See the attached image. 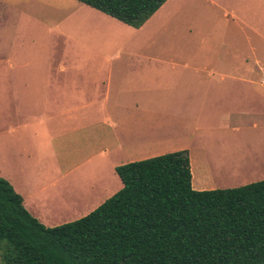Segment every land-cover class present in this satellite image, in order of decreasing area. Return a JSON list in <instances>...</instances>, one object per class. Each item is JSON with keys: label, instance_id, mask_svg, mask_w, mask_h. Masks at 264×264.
I'll use <instances>...</instances> for the list:
<instances>
[{"label": "crops", "instance_id": "crops-1", "mask_svg": "<svg viewBox=\"0 0 264 264\" xmlns=\"http://www.w3.org/2000/svg\"><path fill=\"white\" fill-rule=\"evenodd\" d=\"M68 1L57 31L70 37L77 32L71 27L102 11ZM115 29L121 40L100 46L109 52L106 61H67L64 47L61 58L28 61L29 75L11 80L12 93L26 100L18 113L47 123L44 154L32 139L19 140L15 160L0 172L26 209L41 221L31 179L41 156V170L58 180L90 165L101 171L83 216L123 187L118 165L169 152L188 151L196 190L248 184L219 183V164L263 180L264 0H166L139 28L118 21ZM90 40L81 45L92 53L97 46ZM31 128L11 131L29 135Z\"/></svg>", "mask_w": 264, "mask_h": 264}, {"label": "trees", "instance_id": "trees-1", "mask_svg": "<svg viewBox=\"0 0 264 264\" xmlns=\"http://www.w3.org/2000/svg\"><path fill=\"white\" fill-rule=\"evenodd\" d=\"M139 28L166 0H79ZM123 187L46 226L0 177L2 264H264V179L196 190L187 150L118 165Z\"/></svg>", "mask_w": 264, "mask_h": 264}, {"label": "rangeland", "instance_id": "rangeland-1", "mask_svg": "<svg viewBox=\"0 0 264 264\" xmlns=\"http://www.w3.org/2000/svg\"><path fill=\"white\" fill-rule=\"evenodd\" d=\"M12 2L14 4L12 7L3 2L0 8V127L2 128L0 172L1 169L9 168L10 159L15 160L19 140L28 143L32 139L38 151L43 154L48 142V133L44 131L46 121L40 115L19 114L17 109L20 105H25L26 100L17 99L11 91L12 79L29 75L30 70L26 62L40 61L48 57L61 58L64 47L67 61L92 59L106 61L109 58V52L101 49L100 46L107 42L115 44L122 38L115 29L116 22L120 20L103 12H99L97 18L93 16L89 20H81L78 25H75L76 21H69L70 26H77L76 29L71 27L72 30L77 31L76 35L68 37L58 32L57 25L63 27L64 20L68 17L65 11L61 10L63 7H71L68 0H12ZM110 26L114 28L111 38L108 33L107 41L105 29L109 30ZM86 40H90L93 45L97 46L95 52L84 51L81 44H84ZM78 47L82 53H73V49L76 50ZM70 75L75 74L70 73ZM25 123L33 128L29 135L11 131L12 126ZM217 163L215 160L216 166H218ZM43 164L44 159L41 156L34 163L36 171L32 173L35 176L31 179H35L33 190L36 193L37 205L42 210L40 220L44 224L57 226L73 221L83 216V212L91 209V205H85V201L90 196L91 184L96 175L101 172L96 165L83 167L75 174L58 180L55 178V173H46L41 170ZM229 166L219 164V176L216 177L219 183L243 184L258 181L247 175L243 177V173L239 176L234 175V171H231L232 167ZM103 172L108 174L109 169L105 168ZM0 264H2L1 258Z\"/></svg>", "mask_w": 264, "mask_h": 264}]
</instances>
